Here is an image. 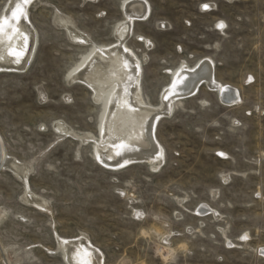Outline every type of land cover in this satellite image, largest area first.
Segmentation results:
<instances>
[{
    "label": "rangeland",
    "instance_id": "374dc122",
    "mask_svg": "<svg viewBox=\"0 0 264 264\" xmlns=\"http://www.w3.org/2000/svg\"><path fill=\"white\" fill-rule=\"evenodd\" d=\"M144 1L150 14L126 41L141 61L143 99L159 105L172 70L206 59L237 103L200 84L158 119L159 165L106 169L93 140L53 125L99 139L102 102L68 77L91 43H114L127 0L32 2L33 58L23 72H0V138L30 167L25 182L0 168V264H68L57 241L80 237L101 264H264V0ZM56 14L91 42L73 43Z\"/></svg>",
    "mask_w": 264,
    "mask_h": 264
},
{
    "label": "bare ground",
    "instance_id": "6f19581e",
    "mask_svg": "<svg viewBox=\"0 0 264 264\" xmlns=\"http://www.w3.org/2000/svg\"><path fill=\"white\" fill-rule=\"evenodd\" d=\"M34 1L23 3V0H8L1 9L0 72H23L33 58L38 40L37 32L28 22V7ZM147 4L144 0H127L122 6L123 21L114 29V43H91L86 54L81 56L83 61L80 67L74 68L68 77L69 84H84L92 91L93 100L96 103L102 102L99 139L96 141L91 135H79L62 123L53 125L64 136H72L80 142L93 140L95 159L101 166L112 171L140 162L159 165L163 152L154 139L158 119L168 115L181 99L195 95L200 84L204 83L211 91H216L226 105L237 103L238 100L233 88L215 82L212 63L206 59L198 61L191 68L182 64L172 70L171 85L163 91L159 105L153 106L143 99L140 85L141 61L126 45V41L132 34L133 22L147 20L150 14ZM18 6L22 10L19 19L12 15ZM55 23L64 29L73 43L84 47L91 42L89 36L80 32L69 18L56 14ZM0 166L12 170L18 180L23 182L30 172V167L9 158L1 138ZM24 199L26 203L43 208V202L28 191ZM205 212L207 210L204 209L198 211L199 214ZM57 242L65 251L68 264H91L93 259L101 264L100 254L90 247L85 237Z\"/></svg>",
    "mask_w": 264,
    "mask_h": 264
},
{
    "label": "snow or ice",
    "instance_id": "6c2138e0",
    "mask_svg": "<svg viewBox=\"0 0 264 264\" xmlns=\"http://www.w3.org/2000/svg\"><path fill=\"white\" fill-rule=\"evenodd\" d=\"M23 3H30V0H23ZM203 7L205 8V10H207V8H208L209 6H208L207 4H205V5H203ZM21 11H22V10H21L20 7L18 6V7H17V11L14 12L12 15H13L14 17H16L17 19H19V18H20L19 14H20ZM218 27L223 28L224 25H223V24H220ZM141 39H142V38H141ZM125 51H127V49H125ZM250 79H251V78H250ZM173 87H175V85H173ZM165 99H168V97L165 96ZM218 155H224V154H223V153H218ZM121 195H123V193H121ZM243 239H247V236H244Z\"/></svg>",
    "mask_w": 264,
    "mask_h": 264
},
{
    "label": "water",
    "instance_id": "95a60500",
    "mask_svg": "<svg viewBox=\"0 0 264 264\" xmlns=\"http://www.w3.org/2000/svg\"><path fill=\"white\" fill-rule=\"evenodd\" d=\"M224 104H227V103H225V102H223ZM1 151H2V148H1ZM0 168H1V166H0Z\"/></svg>",
    "mask_w": 264,
    "mask_h": 264
}]
</instances>
